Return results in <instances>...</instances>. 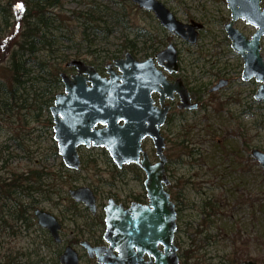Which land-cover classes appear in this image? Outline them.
I'll list each match as a JSON object with an SVG mask.
<instances>
[{
	"label": "rangeland",
	"instance_id": "374dc122",
	"mask_svg": "<svg viewBox=\"0 0 264 264\" xmlns=\"http://www.w3.org/2000/svg\"><path fill=\"white\" fill-rule=\"evenodd\" d=\"M160 1L180 21L193 19L203 24L195 44L178 35L171 38L153 13L140 9L131 0H61V6L54 12L69 23L64 33L70 40L64 41L59 46L63 50L57 51L48 62L60 63L64 69L68 60L82 59L94 66L101 62L105 68L112 61L107 57L114 50L123 49V45L126 47L119 57L129 52L143 60L152 56L155 48L164 49L173 43L179 50L184 74L203 101L201 108L186 113L184 119H175L174 115L162 130L169 156V191L179 207L176 234L179 253L189 249L188 253L194 255L191 261L194 264H234L235 253L262 258L264 170L253 160L250 150L253 147L264 150V100L255 99L260 82L242 79L243 58L232 48L225 30V24L232 18L228 1ZM19 10L17 14L13 11L14 16L22 13V9ZM81 11L101 16L105 22L102 32L90 36L91 46L81 38L83 22L77 19ZM16 21L17 18L14 23ZM234 27L248 37L255 31L242 20H237ZM18 33L19 29L8 28L3 35L0 82L10 75L6 65ZM75 50H80V58L74 56ZM261 52L264 56V38ZM66 71L75 73L73 68ZM219 78H228L229 85L210 92ZM63 90L62 83L57 92ZM42 96L37 95V101L29 103H12L10 108L0 104V174L9 171L3 167L5 157H8L6 163L10 170L18 174L29 170L44 172L43 188L47 194L50 189V199L38 194L35 208L56 215L64 224L62 242L56 243L47 230L39 226L35 216L29 218L25 226L19 222L15 226L8 221L7 225L12 227L5 226L3 201L0 200V255L10 252L18 257L19 264H60L59 256L70 244L79 254V264H99L89 257L80 241L98 243L97 236L102 235L105 226L96 225L92 217L102 214L101 209L107 204L110 193L139 192V185L132 178L135 170L120 172L107 150L86 147L79 148L80 168H68L57 153L51 113L21 107L37 105L38 101L46 99ZM143 147L155 162L157 156L152 140L145 139ZM192 149L193 155L188 153ZM81 186L95 191L99 206L97 215L92 216L84 204L70 197L69 191Z\"/></svg>",
	"mask_w": 264,
	"mask_h": 264
},
{
	"label": "water",
	"instance_id": "95a60500",
	"mask_svg": "<svg viewBox=\"0 0 264 264\" xmlns=\"http://www.w3.org/2000/svg\"><path fill=\"white\" fill-rule=\"evenodd\" d=\"M231 10V21L225 25L232 48L243 58L242 78H253L260 82L255 98L264 100V56L260 39L264 36V8L262 0H227ZM140 8L153 12L160 24L170 33L180 36L190 44L197 41L198 29L202 24H186L176 18L159 0H132ZM257 28L251 38L234 27L237 19ZM159 65L170 73L178 72V51L173 43L156 55ZM67 67H76L77 73L68 76L61 73L65 92L56 96L50 112L54 120V139L64 164L77 170L81 166L80 146L104 147L114 163L122 168L136 162L146 174L144 186L148 204H132L129 209L118 205L113 198L105 206L107 246H95L83 240L81 245L90 258L99 264H180L178 245L174 243L177 229L175 203L165 187L170 180L165 172L168 161L164 153L165 138L161 127L166 121L170 106L164 101L174 94L180 96V109H197L190 92L179 78L170 82L164 72L156 67L154 58L136 60L131 53L107 64L109 77H102L94 66L83 60L73 59ZM117 67L118 70L114 69ZM227 85L220 80L211 91ZM161 93V108L154 106L152 94ZM98 125L102 127L98 128ZM151 138L158 161L154 164L142 146V141ZM251 155L264 170V151L254 148ZM71 198L84 204L93 214L97 211L94 191L87 186L69 191ZM34 215L39 226L48 230L56 243L62 241V224L50 212L36 209ZM163 245V249L158 246ZM118 254H116L114 252ZM151 256L145 261L144 255ZM153 257V259H152ZM60 264H79V254L67 245L59 256ZM235 264H257L254 261Z\"/></svg>",
	"mask_w": 264,
	"mask_h": 264
},
{
	"label": "trees",
	"instance_id": "16d2710c",
	"mask_svg": "<svg viewBox=\"0 0 264 264\" xmlns=\"http://www.w3.org/2000/svg\"><path fill=\"white\" fill-rule=\"evenodd\" d=\"M16 1L18 2L16 3ZM17 5H22L23 8L22 13L16 17L13 11L16 14L21 11L19 8L16 9ZM59 6H61V0H0V47L3 44L2 39L6 29H19L18 38L13 45L14 48L9 51L10 56L6 65L10 75L5 81L0 82L2 83V86L0 85V104L3 107L10 108L12 103L18 105V101L21 103H29L30 100L37 101L36 96L41 94L43 98L46 97L45 100L38 101L37 105L29 104L21 107L26 108V110L30 108L36 111L45 110L50 114L51 103L54 102L57 90L62 85L60 73L66 71V68L64 66L63 69L60 63L48 61L57 51L63 50L59 46L63 45L64 41L70 40V36L64 33L65 25L69 23L64 16L54 12ZM16 18L17 21L14 23ZM77 19H82L83 22L80 30L82 41L89 42L91 46L90 42L93 40L90 39V36L105 29L103 18L101 16L95 17L90 12L81 11ZM71 41L75 40L71 39ZM146 42L147 40L144 43L146 44ZM125 47L126 45H123V49L114 50L107 58L111 60L119 58ZM155 51L157 49H154L153 52ZM74 56L80 58V50H75ZM96 66L99 69H104L101 62ZM193 88L196 89V87ZM49 122L52 124L51 118H49ZM188 153L193 155L194 150L192 149ZM4 159L3 167L9 171L7 174H0V200L3 201L1 205L5 213V218H2L5 226H8L7 221L15 226L18 222L21 226H25L29 222V218L34 217L32 211L38 202V194H44L46 198L50 199L51 191L48 189L47 194L43 188L42 177L45 175L44 172L29 170L27 173L18 174L10 170L7 165L8 157ZM140 178L142 181V177ZM54 180L52 178V181ZM54 192L52 191V193ZM92 219L96 225H104L102 215H97ZM100 238L102 235L97 240ZM188 250L185 249L179 254L182 264H194L191 262L194 255L192 252L188 253ZM244 257L253 258L264 264V257L256 258L241 253H235L233 259L237 262ZM0 264H19L18 257L10 252L0 255Z\"/></svg>",
	"mask_w": 264,
	"mask_h": 264
},
{
	"label": "flooded vegetation",
	"instance_id": "af4514ba",
	"mask_svg": "<svg viewBox=\"0 0 264 264\" xmlns=\"http://www.w3.org/2000/svg\"><path fill=\"white\" fill-rule=\"evenodd\" d=\"M160 1V0H159ZM263 1V0H262ZM262 1H261V7H262V9L264 8L263 6H262ZM135 4V3H134ZM137 5V4H136ZM172 12V11H171ZM173 13V12H172ZM174 14V13H173ZM175 15V14H174ZM177 18V17H176ZM178 19V18H177ZM179 20V19H178ZM182 22V21H181ZM192 22H196V23H199V24H202V23H200V22H197V21H195V20H193V19H189L188 21H184L183 23H186V24H190V23H192ZM162 27V26H161ZM162 29L163 30H165V31H167L165 28H163L162 27ZM203 29V24H202V27L201 28H199L198 29V34H197V41H198V39H199V35H200V32H201V30ZM168 34H169V36L172 38L173 36H175L173 33H169L168 32ZM245 35V34H244ZM246 37H248L247 35H246ZM248 38H251V36L250 37H248ZM264 38V36L260 39V42H261V45H262V39ZM183 39V38H182ZM185 40V39H184ZM186 41V40H185ZM196 41V42H197ZM187 42V41H186ZM161 50H163V49H160L159 50V48L157 47V51H155V52H153L152 53V56H153V58H154V60L156 59V64L158 65V67L160 68V69H164V66L163 65H159L158 64V59H157V57H156V55L161 51ZM262 53V52H261ZM263 55V54H262ZM152 56H148L147 58H144V59H148V58H150V57H152ZM135 59H136V57H134ZM143 59V60H144ZM178 60H179V67H178V73H172V74H169V73H167V78H168V80H170V81H172V82H174L175 80H177V79H181L182 80V82H183V84L187 87V89H188V91L190 92V96H191V100H192V102L193 103H198L199 104V106H198V108L197 109H199V108H201V106H202V103H203V101H202V99L201 98H199L197 95H198V93H196V89L195 88H193L191 85H190V82H189V80H188V77L184 74V68H183V66H182V63H181V60H180V53H179V57H178ZM98 71L100 72V74L102 75V76H104V77H107L108 76V74H107V72H106V70H101V69H98ZM220 80H226L227 81V85L226 86H224V87H222L221 89H219V90H222L223 88H226L228 85H229V79L227 78V79H220L219 78V80L216 82V83H214L213 84V86L212 87H214V85H216ZM212 87H211V89H212ZM211 89H210V92H216V91H211ZM218 90V91H219ZM197 94V95H196ZM152 99L154 100V106H156V107H159V108H161V103H160V99H161V93L159 92V91H157V92H154L153 94H152ZM179 103H180V96H179V94H174V96L173 97H171V98H167V99H165V101H164V104L165 105H168V106H170V109H169V111H168V114H167V116H166V121L164 122V124H163V126H162V129H161V131L164 129V127L165 126H167V125H169L170 123H171V121H172V119H173V117H174V115H176L175 116V119L176 118H181V119H184V118H186V113H193L195 110H197V109H195V110H190V109H180L179 108ZM177 122V121H176ZM100 127V126H99ZM162 134L164 135V133H163V131H162ZM164 137H165V140H166V136L164 135ZM166 147H167V140H166ZM254 148H258V147H253L252 149H254ZM252 149L250 150V155H251V151H252ZM258 149H260V148H258ZM166 150V149H165ZM165 154L167 155V153H166V151H165ZM168 156V155H167ZM251 157H252V155H251ZM253 158V157H252ZM158 160V159H157ZM156 160V161H157ZM253 160H255L254 158H253ZM256 161V160H255ZM134 168V169H133ZM124 169V170H123ZM167 169H168V173L170 174V166H169V156H168V161H167ZM128 170H135V171H132V178H133V180L134 181H136L137 183H138V185H139V188H140V190H139V192H136V191H134V190H131L130 192H128V191H126V194H124V195H119V194H117V193H110V195H109V197H108V200L110 199V198H113L114 200H115V202L118 204V205H121V206H123V208H125V209H129L131 206H132V204H138V205H142V206H144V205H147L148 204V202H149V200H148V196H147V191H146V188H145V186H144V180H145V177H146V175H145V172H144V170L141 168V166H140V164L139 163H132V164H128V165H124V167L123 168H121V170H120V172L121 171H128ZM118 171V170H117ZM123 177H124V175L123 174H121L120 175V178L121 179H123ZM140 177H142V181L139 179ZM117 178H119V177H117ZM168 178L170 179V184L166 187V190L170 193V195H171V198H172V193L169 191V188H170V185H171V177H170V175H168ZM126 180V179H125ZM132 180V181H133ZM94 193H95V191H94ZM95 196H96V201H97V207H98V210H97V212L99 211V206H98V199H97V195L95 194ZM106 205V204H105ZM101 207V206H100ZM102 211L104 210V206L102 207V209H101ZM101 211V212H102ZM176 211H177V213H178V211H179V207H178V205H176ZM104 212V211H103ZM103 212H102V216L104 215L103 214ZM100 213V212H99ZM101 215H98V216H101ZM104 217H105V215H104ZM178 218V217H177ZM62 224V228H61V230H60V235H61V232H62V230H63V228H64V224L63 223H61ZM103 226V225H102ZM176 234H177V231H176V233H175V243H177V240H176ZM101 234H99V236H100ZM99 236H97V238L99 237ZM62 237V236H61ZM101 239V240H100ZM99 240H98V243H93L92 242V244H95V246H106L107 244H106V242L104 241V238H103V233H102V238H100ZM158 248L159 249H163V245H159L158 246ZM115 253H117L116 252V250L114 251ZM178 254H179V252H178ZM144 260L145 261H149V260H151V256H149L148 254H146V255H144ZM245 261H254V262H256L257 264H261L258 260H254L253 258H246V257H244V258H242V259H240L239 261H237V262H245Z\"/></svg>",
	"mask_w": 264,
	"mask_h": 264
},
{
	"label": "bare ground",
	"instance_id": "6f19581e",
	"mask_svg": "<svg viewBox=\"0 0 264 264\" xmlns=\"http://www.w3.org/2000/svg\"><path fill=\"white\" fill-rule=\"evenodd\" d=\"M232 19V18H231ZM237 20H242V21H244L245 23H246V21L245 20H243V19H241V18H239V19H237ZM236 20V21H237ZM231 21V20H230ZM235 21V22H236ZM229 23V22H228ZM227 24V23H226ZM225 24V25H226ZM235 24V23H234ZM247 25H250V26H252L253 28H255V31L253 32V34L256 32V30H257V28L256 27H254L253 25H251V24H248V23H246ZM236 29H238V28H236ZM226 30V29H225ZM239 30V29H238ZM240 31V30H239ZM240 32H242V31H240ZM243 33V32H242ZM244 34V33H243ZM252 34V35H253ZM228 35V34H227ZM252 35H251V37H252ZM229 37V36H228ZM156 49V48H155ZM240 55V54H239ZM241 56V55H240ZM242 57V56H241ZM243 63H244V61H243ZM243 79V78H242ZM253 79H255V78H253ZM245 81V80H244ZM256 94V93H255ZM256 99V98H255ZM257 100V99H256ZM259 101V100H258ZM253 157V156H252ZM150 161H151V159H150ZM151 163L152 164H154L155 162H153V161H151ZM140 164V163H139ZM141 166V165H140ZM165 172H166V175L168 176L169 175V173H168V169H167V164H165ZM140 180H141V178H139ZM47 232H48V230H47ZM49 233V232H48ZM50 235V234H49Z\"/></svg>",
	"mask_w": 264,
	"mask_h": 264
},
{
	"label": "snow or ice",
	"instance_id": "6c2138e0",
	"mask_svg": "<svg viewBox=\"0 0 264 264\" xmlns=\"http://www.w3.org/2000/svg\"><path fill=\"white\" fill-rule=\"evenodd\" d=\"M17 7H18V8H21V9L23 8V6H22V5H17Z\"/></svg>",
	"mask_w": 264,
	"mask_h": 264
}]
</instances>
